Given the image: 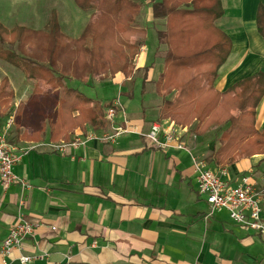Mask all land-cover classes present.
I'll list each match as a JSON object with an SVG mask.
<instances>
[{
    "label": "crops",
    "instance_id": "1",
    "mask_svg": "<svg viewBox=\"0 0 264 264\" xmlns=\"http://www.w3.org/2000/svg\"><path fill=\"white\" fill-rule=\"evenodd\" d=\"M66 2L70 10L67 25L78 27L73 34L70 30L69 37L78 39L86 27H80V14L84 12L74 0ZM221 2L224 16L217 26L230 37L232 51L219 71L215 88L225 92L242 80L264 74V39L256 22L258 7L264 6V0ZM138 22L144 28L154 25L149 1L141 8ZM162 47L159 44L156 53ZM142 53L140 69L151 62L147 46ZM155 64L149 69L147 84H155L164 71L160 66L156 72ZM21 74L25 79L22 82L10 79L13 102L19 106L24 101L10 139L21 157L14 174L30 188L18 184L5 190L0 182V251L20 216L43 226L24 243L22 251L12 253L8 264H22V255L45 256L28 264H264L263 237L235 226L226 211L206 219L210 206L198 194L192 157L205 159L217 149L213 130L197 137L187 129L182 135L185 150L153 147L144 135L154 122L164 120L160 116L162 100L157 94L159 104L142 105L140 115H129L127 119L139 127L140 134L128 133L113 143L86 142L91 133L111 134L123 124L110 122L105 130L96 131L87 125L84 130L71 132L67 140L52 142L48 118L54 114L51 101L59 90L46 81L30 83ZM117 77L127 85L121 72L105 80ZM91 80L105 81L94 77L82 82L69 76L63 84L69 86V81H74L87 86ZM45 98L50 99V106L35 115ZM133 98L124 97L126 103H114L117 114L126 112ZM63 113L69 114L68 105L63 106ZM256 127L264 130V98L257 109ZM76 140L78 146L68 148L64 155L52 149L54 144ZM263 168L262 155L227 167L235 180L252 173L259 188L264 189L255 175Z\"/></svg>",
    "mask_w": 264,
    "mask_h": 264
},
{
    "label": "trees",
    "instance_id": "2",
    "mask_svg": "<svg viewBox=\"0 0 264 264\" xmlns=\"http://www.w3.org/2000/svg\"><path fill=\"white\" fill-rule=\"evenodd\" d=\"M146 1L152 8L154 25L164 22V29L157 31L159 44L166 48L164 71L155 82L162 100L160 116L181 127H191L197 137L226 125L220 146L207 161L218 168L264 156V130L256 127L257 109L264 98V74L242 80L225 92L215 88L219 71L232 51L230 37L217 26L224 16L221 0H74L82 12L99 14L78 39L61 33L56 11L44 36L25 27L10 31L0 21V61L21 70L29 80L46 81L59 90L51 101L54 114L48 118L51 141L67 140L71 132L84 130L87 125L96 131L108 128L107 107L63 82L69 76L86 82L93 76L110 74L112 78L118 72L131 82L135 76L131 65L147 41L148 30L138 22ZM256 22L264 39L263 5L258 7ZM29 52L32 54L24 56ZM41 54L47 58L33 57ZM148 73L149 69L143 77L144 85ZM9 87L10 82L4 79L0 117H8L14 99ZM49 101L45 98L35 115L50 106ZM64 105L69 107V119L63 116ZM112 106L110 103L108 108Z\"/></svg>",
    "mask_w": 264,
    "mask_h": 264
},
{
    "label": "built area",
    "instance_id": "3",
    "mask_svg": "<svg viewBox=\"0 0 264 264\" xmlns=\"http://www.w3.org/2000/svg\"><path fill=\"white\" fill-rule=\"evenodd\" d=\"M116 106L117 104H113L112 107L106 109V117L109 122H114L117 116ZM15 123V114L4 119L0 118V182L5 190L18 184L25 189L30 188L24 179L18 178L14 174V168L21 161V157L17 154V148L10 139ZM187 129L168 119L154 122L149 132L144 136L157 149L165 150L168 147H174L178 150H185L182 135L188 131ZM139 132L140 129L137 125L125 121L111 134L100 136L91 133L86 142L99 140L104 143H113L122 135ZM86 142H82V144L85 145ZM76 146H78V140L69 144H54L52 149L54 152L64 155L68 148ZM192 160L197 173L198 194L205 197L210 206L206 219L213 217L218 212L226 211L234 223L264 238V189L259 188L253 174L247 173L235 180L227 168L213 169L204 159L192 157ZM42 226V224L26 221L20 216L1 248V264H8L12 253L16 250L22 251L24 243L34 238ZM52 229L56 230L54 227ZM44 258L45 256L33 258L22 255L20 262L28 264L36 259L43 260Z\"/></svg>",
    "mask_w": 264,
    "mask_h": 264
},
{
    "label": "rangeland",
    "instance_id": "4",
    "mask_svg": "<svg viewBox=\"0 0 264 264\" xmlns=\"http://www.w3.org/2000/svg\"><path fill=\"white\" fill-rule=\"evenodd\" d=\"M68 3L70 4V1ZM69 4H67L66 0H0V20L5 24V25L3 24L5 28H7L10 31L16 27H25L34 32H41V34L44 36L46 34L43 32L45 31L47 32L46 25L50 20L52 12L56 11L59 16L61 33L69 37L70 30H72L71 33L73 34V32H75L78 28L77 26L67 25L70 19L69 18L70 10H68L67 7ZM80 17H81L80 18L81 19L80 27H81V25L87 26L91 21L97 19L99 17V14L93 12H87L84 14H80ZM163 26H164V22L162 23L157 22V25H152V27L145 26L147 27L146 29L148 30V38H147L146 46H147V50L151 52L148 53V55H151V62L150 65H147L146 68L144 69L138 68L139 59L141 55L144 54L142 52L144 51L145 47H143L141 53L135 58V60L131 65L133 71L135 72V76L131 82L127 81V85H125L126 82H123L121 78L118 77L114 80H105V79H109L110 74H108L102 76V78L100 77V79L102 80L104 79L105 81L98 82V80H91L89 82V85L87 86L82 83L69 81L70 82L69 87L78 89L85 96L95 101L97 100L101 101L103 105H108L110 103L114 104L119 100H122L123 103H126L127 100L124 99V97L134 96L126 112L122 111L117 114L116 118L114 119V122L116 123H124L125 121H127V119H130L129 115H133V116L140 115L142 113V105L149 106L152 105L151 104L152 102L154 104L155 102L159 104L160 101L157 96L155 84L153 83L147 84L148 83L147 82L144 85L143 77L144 74L146 73V70L150 69L151 66L154 65V63H156L154 66V70L156 72L160 70V66H164V56H165L166 48L163 46L161 50H158L159 53H156L157 48L159 47L157 31L159 29H164ZM132 41L135 42L136 38H134ZM32 44H34V42H32ZM25 54L24 56L27 55L29 56L32 53L29 52ZM33 57L38 58V60H45L47 58L44 57V55L42 54L39 56L33 55ZM15 69L17 68L3 61H0V87L2 85V81L6 79L8 80V82H10V87L8 88V90L9 91L11 90L13 92L10 79H12L13 82H18V81L22 82L25 80L23 78V75L21 74L22 71L17 69L16 73H14ZM94 77H99V76H93L92 78ZM27 81L33 84L37 83V85L41 83L38 81L32 82L29 79H27ZM125 93H127L128 96L127 94L126 96H124ZM23 102L20 103L18 102L19 103L18 106L17 102L12 101V103L8 107L9 110L7 111L6 114L8 116L15 114V117L17 119V113H18L17 111L19 107H21ZM115 109L117 108L115 107ZM63 116L65 119L70 118L68 113H66ZM187 128L192 131L191 127H187ZM227 128L228 127H226L225 125L222 127H214L211 129L213 130L212 135H213V139L216 141L217 148L220 146L219 140L223 135V133L227 131ZM207 157L209 158L210 156H206L204 160L208 161ZM255 175L257 180H259L264 187V168L262 170L260 169L258 171H255ZM218 214L219 213H216V215ZM235 226L242 228L236 223Z\"/></svg>",
    "mask_w": 264,
    "mask_h": 264
}]
</instances>
